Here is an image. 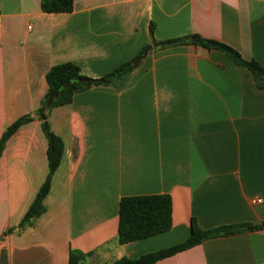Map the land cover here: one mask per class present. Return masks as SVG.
Masks as SVG:
<instances>
[{"label":"crops","instance_id":"1","mask_svg":"<svg viewBox=\"0 0 264 264\" xmlns=\"http://www.w3.org/2000/svg\"><path fill=\"white\" fill-rule=\"evenodd\" d=\"M41 1L0 0V138L33 117L0 158V264H69L71 248L91 252L88 263L138 258L185 241L194 221L264 223V87L220 50L161 44L199 34L264 67V0H74L61 13ZM142 52L128 74L50 110L64 155L46 211L20 229L49 172L38 116L49 69L72 62L100 78ZM152 194L172 197V228L120 243L121 198ZM153 264H264V229Z\"/></svg>","mask_w":264,"mask_h":264},{"label":"trees","instance_id":"2","mask_svg":"<svg viewBox=\"0 0 264 264\" xmlns=\"http://www.w3.org/2000/svg\"><path fill=\"white\" fill-rule=\"evenodd\" d=\"M74 0H42L41 9L48 13L71 12ZM153 33V26H152ZM191 43L207 49H216L224 52L236 64L249 68L255 75L260 88L264 87V67L255 59L248 60L233 46L217 39L205 38L199 34H191L186 37L173 38L162 41V45H175ZM143 52L114 71L100 78H91L84 75L79 65L66 62L55 65L49 69L46 78L48 91L42 107L38 110V116L42 119V127L48 138V162L49 172L45 182L38 190L33 202L24 214L19 228L24 229L34 223L46 211L45 199L51 190L52 178L59 167L65 150V143L61 136L54 133L48 125V114L56 106L70 103L77 92L83 91L93 85L113 83L134 69ZM33 120L28 114L18 118L8 126L0 138V158L6 148L8 139L15 134L20 127ZM173 226V202L169 194H152L124 196L120 200L118 240L120 243L143 239L158 233L165 232ZM264 229V223L254 224L243 222L234 225H224L213 229H202L192 225V233L185 241L143 254L138 258L122 257L112 262L88 263L87 257L91 252L71 248L69 252V264H153L156 261L172 256L180 251L191 248L203 240L229 235L245 230ZM11 230V229H9ZM9 230L6 231L9 232Z\"/></svg>","mask_w":264,"mask_h":264},{"label":"built area","instance_id":"3","mask_svg":"<svg viewBox=\"0 0 264 264\" xmlns=\"http://www.w3.org/2000/svg\"><path fill=\"white\" fill-rule=\"evenodd\" d=\"M262 199L258 198V199H254V202H260Z\"/></svg>","mask_w":264,"mask_h":264}]
</instances>
